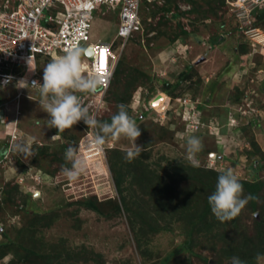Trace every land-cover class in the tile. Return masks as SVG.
<instances>
[{"label":"rangeland","instance_id":"rangeland-1","mask_svg":"<svg viewBox=\"0 0 264 264\" xmlns=\"http://www.w3.org/2000/svg\"><path fill=\"white\" fill-rule=\"evenodd\" d=\"M201 1L195 2V12L181 14L176 21L157 12L161 5L142 4L144 32L128 42L120 58L125 70L119 84L126 87L127 81L132 82L128 105L141 128L136 143L144 148L131 163L139 161L167 180L178 162L188 161L185 138L195 135L204 145L197 156L202 167L219 172L230 168L239 179L264 180V25L254 26L264 10V0L251 1L258 6L251 15L247 9L230 6L227 0ZM9 2L12 7L15 0H0V13ZM118 22L117 12L96 15L91 22V42L116 41ZM181 28L202 38L203 43L185 37ZM221 33H226L227 40L212 48L209 38ZM50 60L44 55L37 58L42 79ZM82 62L90 63L85 54ZM185 70L189 77L183 79ZM165 87H171L173 94L164 92ZM22 90L18 106L13 102L17 94L14 83L0 85V246H14L0 263L9 262L20 245H27L40 255H60L65 264H161L185 244L186 224L167 218L142 189L127 192L129 197H139L133 208L170 230L153 233L140 229L138 233L137 217L125 210L108 153L115 149L126 154L130 140L108 139L102 148H96L90 144L95 130L83 121L62 132L49 128L50 117L40 105L39 90ZM74 94L82 100L97 93ZM109 99L107 92L102 106L89 108L90 114L99 121L110 116L114 105ZM195 107L204 122L198 127L187 121ZM254 144L262 148L261 155L253 153ZM69 146L76 147L77 158L86 163L85 171L75 180L62 171L72 167L65 159ZM41 147L44 154L39 153ZM188 184L181 181L179 187ZM93 196L98 201L116 198L121 212L109 216L83 206ZM259 208L254 211L249 201L235 221H219L209 232L195 233L192 250L184 249L167 264H213L220 258L223 264H232L223 252V236L254 239L256 220L264 217ZM38 219L42 225L30 232L27 225ZM256 263L264 264V256Z\"/></svg>","mask_w":264,"mask_h":264},{"label":"trees","instance_id":"trees-1","mask_svg":"<svg viewBox=\"0 0 264 264\" xmlns=\"http://www.w3.org/2000/svg\"><path fill=\"white\" fill-rule=\"evenodd\" d=\"M188 1L192 6L191 10L189 11L190 13L195 12V2L202 3L201 0ZM179 3H181V0H170L166 5L160 7L156 5L158 7L156 9L157 12L161 13L163 18L174 19L176 21L179 19V17H181V14L177 13L176 11V9L178 10ZM171 12L174 13L171 14ZM260 13V17L254 25L256 27L264 25V10H261ZM181 32L185 37L198 38L199 42L203 43L202 38L195 36L191 32H187L183 28H181ZM227 37L228 36L226 33H221L210 37V46L212 48L220 46L227 40ZM120 61L121 59L118 62L116 71L114 73V78L107 91L111 98L109 100L112 101L114 105L113 113L110 116L103 118L101 122L111 123V117L118 112L117 106L120 104L126 105L129 115L132 116V110L128 105L133 96V87L131 85L132 82L130 80L127 81L126 87L119 84L120 75L125 70L123 69L124 64ZM14 70L19 71L20 69L16 67ZM130 71L128 70L127 73ZM138 73L139 75L144 76V74L140 71ZM181 77L183 79L185 77H189L187 70L182 73ZM98 90L99 88L97 91ZM164 92L173 94L174 91L171 89V87H165ZM254 146L255 148L253 153L261 155L263 153L262 148L256 144H254ZM41 148H38L40 151L39 153L44 154L45 148ZM108 158L110 170L114 174L113 179L116 184V189L121 197V202L124 204L125 210L130 212L138 219L139 227H137V232L140 229H149L151 232L157 233L160 231H168L170 230V227L159 225L155 219H148L147 214L140 213V211L133 208V203H135L134 200L136 202L139 201V197H129L127 192H134L135 190H133V188L135 187L142 189L145 191L144 193H148V195L153 198L155 204L158 205L160 211H163L164 215H167V218L174 219L180 224H186L188 229L185 233L188 239L185 241V244L175 250L169 256L163 258L164 260L161 262V264H167L173 256L177 255L179 252H182L184 249L192 250L191 237H193L195 233H202V231L209 232V230H212L213 228V223L219 222V220L211 211V207L208 203V197L215 191L218 176L222 174V172L204 168L201 165L199 167H193L188 161H181L176 164L174 171L169 173V178L165 180L161 173L156 172L157 170H152L149 167L144 168L140 162L136 160L135 164H133V162H129L125 158V154L119 150L111 149L108 153ZM181 181L188 182V186L179 187V182ZM240 182L243 184V194L246 196L252 195L254 197H258V199L250 200L251 208L254 211H257L258 207H260L259 209L264 210V180L256 179L254 181H247L240 179ZM260 201L263 202L261 205L259 203ZM83 206L88 207L99 214L109 216L119 213L122 210V207L116 198H110L106 201H98L97 198L93 196L92 198L90 197L85 200L83 202ZM236 218L232 219V221H235ZM39 221L40 220L38 219L37 221L28 224V230L33 232V229L35 230L37 225H42ZM134 222L135 221L132 223ZM256 227V236L254 239L245 238V236L242 238L240 237V239L223 236L222 240L226 246L223 251L224 254L228 258L230 257V259L233 256H237L242 261H244L245 264H257V258L264 256V217L260 220H256ZM134 229H136L135 226ZM33 236L34 234L30 235L31 238ZM139 243L140 247H142L143 243L141 241H139ZM13 249L14 246L12 244L1 245L0 261H2L4 257H6L10 252L14 251ZM13 255L14 258L9 262H1L0 264H22L23 262L26 264H65V262L61 261L60 255H56L55 253L40 255L37 250H34L27 245H20V247H18V249L13 252ZM213 264H223V261L220 258Z\"/></svg>","mask_w":264,"mask_h":264},{"label":"built area","instance_id":"built-area-1","mask_svg":"<svg viewBox=\"0 0 264 264\" xmlns=\"http://www.w3.org/2000/svg\"><path fill=\"white\" fill-rule=\"evenodd\" d=\"M251 1L227 0V3L252 12L258 6H253ZM143 2L162 6L166 0H15L12 7L9 2L0 13V85L7 87L14 83L17 94L13 102L19 106L22 88L38 90L30 86L33 80L43 84L37 68L38 56L52 58L76 44L86 50L85 56L90 60L88 74L103 80L97 94L91 98L83 97L81 102L88 108L102 106L125 46L144 32ZM190 9L189 4L179 3L177 13ZM111 12H117L119 16L116 41L92 43L91 22L96 15L106 16ZM117 40H120L119 46ZM89 51L93 52L92 56H88ZM16 67L20 70L15 71ZM7 76L12 80L5 86ZM197 112L195 107L193 115L187 118L189 126L198 127L202 123L201 112Z\"/></svg>","mask_w":264,"mask_h":264},{"label":"clouds","instance_id":"clouds-1","mask_svg":"<svg viewBox=\"0 0 264 264\" xmlns=\"http://www.w3.org/2000/svg\"><path fill=\"white\" fill-rule=\"evenodd\" d=\"M189 5L191 6L190 3ZM85 51L84 48L73 44L65 49L63 55L54 54L43 68V84L33 80L30 86L39 90L40 105L50 117L49 128H56L62 132L83 121L88 128L95 130L90 144L96 148H102L108 139L127 138L132 144L127 149L125 158L131 162L141 155L144 148L136 143L137 138L141 136V128L135 118L129 115L127 106L124 104L117 106L118 112L111 117V123L101 122L90 114L89 108L82 104L78 95L74 94L98 92L97 89L103 86L101 78L85 72L82 62ZM11 80V76L5 77L4 85L6 86ZM21 82L26 83L25 81L19 83ZM54 138L55 136L52 137ZM185 139L186 159L193 167H199L200 161L197 156L203 150V141L195 135H189ZM77 151L76 147L69 146L65 152V159L71 162L72 167L63 168L62 171L70 180L77 179L86 168V163L77 158ZM213 155L217 156L216 153H212V157ZM243 192V184L238 175L230 168L223 171L218 176L215 191L208 197L214 216L222 223L230 221L241 213L250 200L258 199L252 195L244 196ZM231 261L232 264H245L237 256H233Z\"/></svg>","mask_w":264,"mask_h":264},{"label":"water","instance_id":"water-1","mask_svg":"<svg viewBox=\"0 0 264 264\" xmlns=\"http://www.w3.org/2000/svg\"><path fill=\"white\" fill-rule=\"evenodd\" d=\"M92 54H93L92 51H89V52H88V56H92ZM2 114H3V110H0V115H2Z\"/></svg>","mask_w":264,"mask_h":264},{"label":"bare ground","instance_id":"bare-ground-1","mask_svg":"<svg viewBox=\"0 0 264 264\" xmlns=\"http://www.w3.org/2000/svg\"><path fill=\"white\" fill-rule=\"evenodd\" d=\"M88 66V63H83V67H84V69H85V67H87ZM88 70H89V66H88Z\"/></svg>","mask_w":264,"mask_h":264},{"label":"crops","instance_id":"crops-1","mask_svg":"<svg viewBox=\"0 0 264 264\" xmlns=\"http://www.w3.org/2000/svg\"><path fill=\"white\" fill-rule=\"evenodd\" d=\"M1 139H2V137H1V134H0V142H1Z\"/></svg>","mask_w":264,"mask_h":264}]
</instances>
